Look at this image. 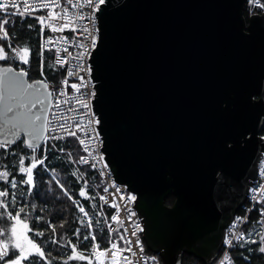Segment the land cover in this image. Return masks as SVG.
Instances as JSON below:
<instances>
[{
    "label": "water",
    "instance_id": "1",
    "mask_svg": "<svg viewBox=\"0 0 264 264\" xmlns=\"http://www.w3.org/2000/svg\"><path fill=\"white\" fill-rule=\"evenodd\" d=\"M246 2L105 0L97 9L89 69L102 154L136 194L132 212L163 264H181L184 252L212 264L264 153V11L245 20ZM7 103L0 140L12 127Z\"/></svg>",
    "mask_w": 264,
    "mask_h": 264
},
{
    "label": "snow or ice",
    "instance_id": "2",
    "mask_svg": "<svg viewBox=\"0 0 264 264\" xmlns=\"http://www.w3.org/2000/svg\"><path fill=\"white\" fill-rule=\"evenodd\" d=\"M69 4H72V0H68ZM86 3L89 5L94 4L95 8L98 9L100 5L105 3V0H86ZM250 4L255 6L264 8V3H261V0H249ZM21 5L23 10L21 11ZM37 6L42 9H49L50 7H59V0H0V13L4 15H0V41H10L11 37L9 35L8 29L5 27L6 25H10L13 23L12 17L20 16L25 17L27 15H32L34 11V7ZM75 7V5H73ZM14 10V11H11ZM68 9L65 8L63 10V14L53 11H48L46 15H40L35 17L37 22L40 25V34L43 35L45 27L50 29L52 32L60 31L62 32L65 28L71 27L70 23H65L68 19L67 17ZM29 28L34 27V25H28ZM75 31V29H72ZM88 28H84V32H87ZM53 37H48L46 42L40 46V50L37 53L39 58V71L41 75L44 73V51L48 48V45L53 42ZM57 42L60 39L67 40L66 37H58L55 38ZM96 45V38H92V47L94 48ZM6 47L10 48L12 56H9V53L6 51ZM67 52V49H64ZM57 59L55 61L56 65L63 66L67 61L64 58L59 57L60 49H56ZM33 50L25 45L23 47H13L11 43H8L7 46L0 43V61L8 60V59H16L18 58L22 63L29 64L30 56L32 55ZM84 53H80L82 57ZM80 57H77L79 59ZM51 67V65H50ZM79 67V66H78ZM87 71L90 72V69ZM27 76V72L21 70L20 72L13 71L12 68H5L0 70V104H3L6 100L11 103H7L5 105L6 111L3 113L5 117H7L8 121L12 123V127L9 129L8 135L4 137L3 140H0V149H7L14 143L22 134L27 135L29 137L28 140L24 141V145L27 149L31 150L32 155L30 157L20 156L19 158V173L26 174V179H21L19 182L16 180L15 176H12L11 180H9V176L11 175L10 171L0 170V181H3L5 184L10 185L12 189H16L18 184H26L29 185V192L32 191L34 187V172L38 166H45V160L47 157V147L45 148V155L41 158H37V151L40 149V145L42 141L49 140H62L64 136L56 135L55 133L63 131L67 136H77L75 130H69V128L64 123H60L57 125L55 121L63 120L64 117L56 116L55 113L52 114V118L49 119L47 113L49 111V101L51 97H53L54 92L50 91L49 83L44 80H35L31 83L27 82L24 77ZM78 76L77 71H73L71 69L68 70L67 76L61 82L63 85H68V77ZM81 81H83V77H80ZM83 83L81 84H72L71 87L79 91L81 87H84ZM65 95V92L62 90L59 95L56 96L57 103H55L54 107L59 109V97ZM92 96L95 95L94 92L91 93ZM65 103L67 101H64ZM83 105L84 108H88V104L84 101H78ZM39 106V110L33 111L34 108ZM11 114V115H9ZM99 123L98 119L94 118L89 121V123ZM77 129L83 131L79 123L75 126ZM48 132V135H45V132ZM90 131H94L91 130ZM98 132L95 133V136L98 138ZM10 137V138H9ZM77 139L81 144H84L85 141L80 139L77 136ZM92 137H89V142H91ZM55 145H52V148H55ZM59 151L63 152V149ZM87 151V148H85ZM71 157V153L68 154ZM25 159H30L31 163L28 166H25ZM78 163H89L86 157H80ZM92 167L95 168L96 165L92 164ZM106 167V165H105ZM264 175V172L261 173ZM73 175H76L74 172ZM81 179L83 176L81 175ZM53 179H55V175H53ZM56 183L63 189V184H60V181L57 180ZM88 187L87 180L84 181V187H82L79 191V195L81 197H85L89 199L86 189ZM254 192L259 191L261 193V200H264V185H261L260 188L254 189ZM65 195H68V190L64 189ZM104 192H108V189L105 188ZM9 196V192L7 188L0 190V209H3V212H0V218L6 216L9 220L13 221L10 228L0 227V261H4V264H53V260L56 257H52L51 253H46L42 244L47 243V241H42L38 243L35 237H43L46 234L45 231H41L36 226H30L28 223L30 217L25 215L21 218V213L25 212V207H20L18 211H16L15 215H13L12 211H9V202L6 201L5 198ZM101 200H107L105 197L101 196ZM69 199H72L69 196ZM94 199V197H93ZM132 200L135 197H131ZM15 193L12 194V199L10 201L11 204L15 205ZM73 203L78 206L79 212L83 213L85 217H88V212L85 210L84 206L80 205L78 201L73 200ZM113 207H118L116 204H112ZM96 205L93 204L92 208H95ZM35 208V206H33ZM262 216H264V209L261 210ZM36 220H43L42 216L36 217ZM112 221L122 226V221L119 219V211L117 214L112 216ZM247 217H238L237 223H243ZM83 223V221H81ZM64 225L61 224L60 227ZM49 228H51V243L58 244L59 241L55 238L56 236V225L49 224ZM88 229L92 228V218L89 217L88 223L86 225ZM236 227V224H233V229ZM231 231V230H230ZM33 232L34 236H29V233ZM127 232V229H125ZM108 233H109V247L102 248L101 245L97 242V237L94 232L89 231L88 234L82 237L83 241L91 240L90 249L85 245V248L88 249L86 252L78 251L81 244V229L77 228L74 232V235L77 237V243H73L71 239L65 241V247H69L71 249V253L67 255L66 259H63L62 264H69L70 261L79 260V261H88V264H93V258L95 260V264H120V259L127 261V264H132L127 257H121L120 253L123 251H131V241L125 240L124 235L119 234V228H113L111 225H108ZM113 233L117 234V239H112ZM136 233L133 232V235ZM236 241H241L245 239V233L240 232L238 235L234 236ZM259 240L261 246L259 247V252L264 253V234H259ZM118 241H124L129 245L128 249L119 248ZM257 241L252 240L251 243H256ZM137 243H139L137 241ZM225 243L228 245L232 244V239H226ZM135 255V253H133ZM11 256L10 259H5ZM221 264H232L231 258L228 254H225L223 257Z\"/></svg>",
    "mask_w": 264,
    "mask_h": 264
},
{
    "label": "trees",
    "instance_id": "3",
    "mask_svg": "<svg viewBox=\"0 0 264 264\" xmlns=\"http://www.w3.org/2000/svg\"><path fill=\"white\" fill-rule=\"evenodd\" d=\"M261 3H264V0H261ZM262 11H264V8L250 4L249 0H247L243 9V17L245 20H248L252 12L259 13ZM0 15L4 14L0 13ZM35 17L33 15L25 17L14 16L12 17L13 23L5 27L8 29L9 35L15 44L22 47L27 45L33 50L31 62L27 70V78L30 81L44 79L49 83L50 89L53 90L60 84L64 71L53 64L52 51L45 50L44 73L41 75L39 71L40 61L37 55L40 50L41 34L40 25ZM30 24L34 25V27L29 28L28 25ZM0 43L4 44V41H0ZM0 64L13 65L11 59L0 61ZM262 128L264 130V127ZM52 145L56 147L52 148ZM46 147L48 158L45 160V166H38L33 170L34 187L31 192H29V185L18 184L16 189H12L10 185L5 184L3 181H0V190L4 188L8 189L9 196L5 199L9 202L8 210L12 211L13 215H15L20 207L26 206L25 212L21 213V218L28 215L30 217L28 221L30 226H36L41 231L46 230L45 236L35 237V239L38 243L47 241V243L42 244L45 252L51 253L52 257H56L53 260V264H62L63 259H66L67 255L71 253V249L64 246L65 241L71 239L74 244L77 243V237L74 235L77 228L81 229V244L78 251L86 252L90 249L91 240H82V237L88 234L89 231L95 233L97 242L102 248L108 246L109 234L106 228V219L112 212L113 207L101 206L100 204L97 192L101 190L102 184L96 168L90 165L76 164L75 161L80 150L74 137L55 140L47 145H40V149L36 153L37 158L45 155ZM60 149L64 151L61 152L59 151ZM69 153H71V157H69ZM31 155V150L25 147L23 137L20 136L9 148L0 149V170L7 169L10 171L9 180H11L12 176H15L18 182L21 179H26V174H21L18 171L19 158L20 156L30 157ZM30 163V159H25V166H28ZM74 172L76 175H73ZM53 175H55V179H53ZM81 175L83 176L82 179L80 178ZM57 180L60 181V184H63V189L56 183ZM85 180L88 182L86 193L90 197L89 199L79 195L80 189L84 187ZM64 189L68 190V195H65ZM13 193H15L16 197L15 205L10 203ZM69 196L72 199H69ZM73 200L78 201L80 205L84 206L88 212V217L79 212L78 206L73 203ZM164 201L167 205H171L173 195L168 194ZM93 204L96 205L95 208H92ZM262 209H264V202L258 203L243 222L241 228L245 233V239L239 242L236 241L230 249L229 256L232 264H264V253L259 252V247L261 246L259 234H264ZM0 212H3V209H0ZM239 212L242 211L240 210ZM39 216H42L44 219L36 220L35 218ZM89 217L92 218L91 229L86 227ZM12 223L13 221L9 220L6 216L0 218V227L10 228ZM49 224L57 226L55 238L59 241L58 244L54 245L50 242L51 228L48 227ZM61 224L64 226L60 227ZM29 236H34V233L30 232ZM252 240L257 242L251 243ZM85 245L88 246V249L85 248ZM146 250L154 255L149 249L146 248ZM10 258L12 257L9 256L5 259ZM157 261L158 263L162 262L160 257H157ZM0 264H4V261H0ZM42 264H45V262H42ZM69 264H88V261L73 260ZM93 264H95L94 261ZM181 264L206 263L198 257L184 252L181 255Z\"/></svg>",
    "mask_w": 264,
    "mask_h": 264
},
{
    "label": "built area",
    "instance_id": "4",
    "mask_svg": "<svg viewBox=\"0 0 264 264\" xmlns=\"http://www.w3.org/2000/svg\"><path fill=\"white\" fill-rule=\"evenodd\" d=\"M98 3V0H96ZM59 7H50L49 9H42L37 6L34 7V11L32 12L33 16L46 15L48 11L58 12L63 14V10L65 8L68 9L66 21L65 23H70L71 27L65 28L62 32H52L50 29L45 27V33L41 36L40 46L46 42L48 37H53V42L48 45V48L52 51V61L55 64L57 59L56 49L59 48V57L66 59V63L63 66L56 65L63 69L64 73L61 79V82L67 76V72L69 69L78 72V76L68 77V85L60 84L55 87L53 90L54 95L51 97V102L48 111V118H52V114L55 113L56 116L64 117L63 120H57L55 123L59 125L60 123L66 124L69 130H75L77 136L80 139L85 141L84 144H81L77 139V136H67L63 131L55 133L56 135L64 136V138L74 137L78 148L80 150L78 157L76 158V164L78 165H96V170L98 171L100 182L102 184L101 190L97 192L98 198L101 206H112V204H116L118 207H113L112 212L109 214L106 219V228L108 231V225H111L113 228H119V234L124 235L125 240L131 241V251H123L120 253L121 257H127L128 260L132 262V264H163L162 262L158 263L157 258L152 254L147 252L146 246L142 237V222L140 219H137L133 212L132 206L135 204V199L132 200L131 197H136V194L126 188V185L123 183H117L113 178L112 173L109 171V168L104 160V156L102 154L101 149V133L99 130V125L96 123H89L90 120L94 118L99 120L97 113L94 109V105L92 104L93 96L91 95L94 92V88L91 82L90 72L87 71L90 68V59L94 48L92 47V38H96V42L98 39L99 29L97 24V9L95 5H89L86 3V0H72V4L68 3V0H59ZM75 5V7H73ZM23 7L21 5V11ZM14 11V10H13ZM87 27L88 31L84 32V28ZM75 29L73 31L72 29ZM58 37H66L67 40L60 39L58 42L55 38ZM8 43H11L13 47H22L15 44L12 39L10 41H4L5 46ZM96 46V45H95ZM7 52L10 56L11 53L10 48H7ZM67 49V52L64 51ZM47 50V49H46ZM80 53H84L81 57ZM77 57H80L77 59ZM11 62L15 70L17 71H26L29 68V64L22 63L18 58L11 59ZM31 62V56H30ZM79 66V67H78ZM80 77H83V81H81ZM41 80V79H40ZM83 83L85 86L81 87L79 91L73 89L71 87L72 84H81ZM65 92V95L59 97L60 107L59 109L55 108L54 105L57 103L56 96L59 95L61 91ZM84 101L88 104V108H84L81 103L78 101ZM64 101H67L66 103ZM100 122V121H99ZM79 123L81 128L84 130L81 131L77 129L75 126ZM262 127H264V118L262 121ZM94 130V131H90ZM98 132V138L95 136V133ZM45 135H48V132H45ZM259 135L264 141V130L261 128ZM89 137H92L91 142H89ZM55 140L42 141L41 145L51 144ZM87 148V151H85ZM86 157L89 163H78L80 157ZM106 165V167H105ZM264 172V153L261 154V157L257 163V171L254 177V180L249 186L247 197L245 202L242 204L240 209L234 214L233 219L228 224L225 234L223 237V241L220 247V252L216 256L215 260L212 264H221V261L225 254L229 255L230 249L234 246L236 240L234 238L235 235H238L240 232H243L241 226L243 223H237L238 217H247L249 216L251 210L256 207V205L260 202H264L261 200V193L259 191L254 192V189H259L261 185H264V175L261 173ZM107 188L108 192H104V189ZM101 196L105 197V200H101ZM242 212H239V211ZM119 211V219L122 221V226L112 221V216L117 214ZM233 224H236V227L233 229ZM127 229V232H125ZM231 230V231H230ZM133 232L136 234L133 235ZM109 234V233H108ZM112 239H117V234L113 233ZM226 239H232V244L228 245L225 243ZM137 241L139 243H137ZM119 248L128 249L129 245L124 241H118ZM108 246L106 248H108ZM135 253V255H133ZM120 264H127V261L120 259Z\"/></svg>",
    "mask_w": 264,
    "mask_h": 264
},
{
    "label": "flooded vegetation",
    "instance_id": "5",
    "mask_svg": "<svg viewBox=\"0 0 264 264\" xmlns=\"http://www.w3.org/2000/svg\"><path fill=\"white\" fill-rule=\"evenodd\" d=\"M245 8V7H244ZM251 11V10H250ZM251 14H253V12L251 13ZM171 194V193H170ZM173 195V194H172ZM166 197V196H165ZM174 199H175V197H174V195H173V202H174ZM164 200H165V198H164ZM173 202H172V204H173ZM164 204L165 205H167L166 203H165V201H164ZM171 204V205H172ZM171 205H168V206H171ZM144 229H145V222H144ZM144 229H143V235H144ZM157 242H156V240H151L150 242H146L145 241V246H146V248L147 249H149L150 251H152L153 253H154V256L157 258V257H160V259H161V256H160V253L162 252V248H160L157 244H156ZM182 255V254H181Z\"/></svg>",
    "mask_w": 264,
    "mask_h": 264
},
{
    "label": "rangeland",
    "instance_id": "6",
    "mask_svg": "<svg viewBox=\"0 0 264 264\" xmlns=\"http://www.w3.org/2000/svg\"><path fill=\"white\" fill-rule=\"evenodd\" d=\"M93 261H94V263H95V260H94V258H93Z\"/></svg>",
    "mask_w": 264,
    "mask_h": 264
}]
</instances>
